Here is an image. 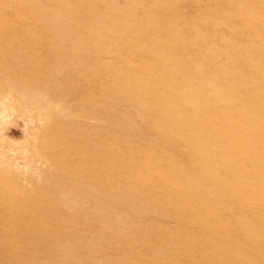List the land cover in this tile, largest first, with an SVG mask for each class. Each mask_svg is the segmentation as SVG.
Returning <instances> with one entry per match:
<instances>
[{
    "label": "rangeland",
    "instance_id": "1",
    "mask_svg": "<svg viewBox=\"0 0 264 264\" xmlns=\"http://www.w3.org/2000/svg\"><path fill=\"white\" fill-rule=\"evenodd\" d=\"M0 264H264V0H0Z\"/></svg>",
    "mask_w": 264,
    "mask_h": 264
}]
</instances>
